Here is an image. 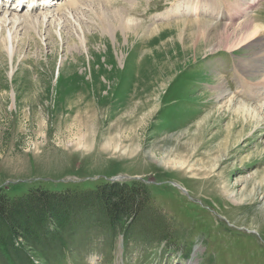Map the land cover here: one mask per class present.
<instances>
[{
    "label": "rangeland",
    "instance_id": "rangeland-1",
    "mask_svg": "<svg viewBox=\"0 0 264 264\" xmlns=\"http://www.w3.org/2000/svg\"><path fill=\"white\" fill-rule=\"evenodd\" d=\"M105 1L52 13L32 38L20 26L13 58L0 46V188L80 193L139 180L155 194V220L139 224L172 235L84 219L34 250L0 246V264H264V94L252 97L264 67L248 70L261 64L264 40L231 48L225 34L244 21L228 22L237 0H220L227 15L218 22L230 29L214 38L181 32L193 18L172 15L189 0ZM247 2L238 13L261 24L257 39L264 0ZM118 10L133 24L118 19L104 31Z\"/></svg>",
    "mask_w": 264,
    "mask_h": 264
},
{
    "label": "trees",
    "instance_id": "trees-1",
    "mask_svg": "<svg viewBox=\"0 0 264 264\" xmlns=\"http://www.w3.org/2000/svg\"><path fill=\"white\" fill-rule=\"evenodd\" d=\"M18 191L8 194L0 188V246L10 250L25 247L34 250L32 246H39L42 237L56 239L59 230H79L76 225L84 219L99 218L104 224L122 230L137 225L138 234L158 231L166 240L167 234L172 235L165 224L160 227L154 223L150 227L155 216L147 205L155 194L139 180L111 181L92 192L50 191L41 186L22 195ZM142 220L151 224L145 227L139 224Z\"/></svg>",
    "mask_w": 264,
    "mask_h": 264
},
{
    "label": "bare ground",
    "instance_id": "bare-ground-1",
    "mask_svg": "<svg viewBox=\"0 0 264 264\" xmlns=\"http://www.w3.org/2000/svg\"><path fill=\"white\" fill-rule=\"evenodd\" d=\"M82 1L83 0H69L65 5H62L63 4L62 3L61 4L62 6H59V8H57L54 11L49 10V11H46L45 13H41L42 21H39L38 18L36 17V15L33 14V13H35L34 11L31 13L26 12L23 14L24 11L18 12L16 10V8L13 7L12 5L9 6L8 8H6L3 5L0 6V16L4 14V16H3L4 18H3L2 22H0L3 24L0 26V33H1L0 35L2 36V38H0V46L2 49L1 51H5L9 55V57L13 58L15 53L12 50V48L14 47L15 43L17 42L18 31L21 29L20 26H22V27L26 26L25 27V28H27L26 33L28 36H30L32 38L33 35H30V33L32 31L35 32L40 28H44L45 25L47 24L46 19L50 18L49 16L52 15V13L57 12L58 15H60V14L62 15L63 13H65L64 11H66V14H68L67 11L74 10V8H81L83 5H80V2H82ZM241 1L242 0H237L236 3L230 5V7H229L230 11L228 14H229L230 18H228V22L231 18H233L234 21L238 17H241V19H244V21L240 22V24L232 31L233 34H231V35L225 34L226 31L228 29H230L229 28L230 26L223 27L222 24H219L220 21L225 19V15H227L225 13L226 6H224V8L221 9V6L219 4L220 0H193V1L189 0L186 3H180L179 2L175 5L176 7H175V10H174L172 16H174V14H175L176 16H181V18H182L184 16L190 15L191 18H193V19H188V20L182 21L183 23L179 27L182 33H184V32L186 33L188 31H190L193 34V36H196V35L200 36L201 35L202 38L204 36L214 38L218 34H222V35L225 34V36L229 39L234 38V40L232 41V42H234V44L232 45L231 48L236 47L235 50L239 49L241 47H244V46L246 47V45H249V44L251 47L256 46V45L260 44L261 41L264 40V32H262L261 35L259 36V38L256 39V36L258 34H260V32H261V29H262L261 24L259 25L255 21L254 22L249 21L248 18H250V16H251V14L249 12H245V14H243V13L239 14L238 13V7L240 8ZM260 1L261 0H248V2L246 4L250 5V7H252V6L258 5ZM109 2L116 3L117 0H106L104 3H109ZM191 2H193V3L190 4ZM243 7H245V6H243ZM247 7H248V9L250 8L249 6H247ZM81 10H83V9H81ZM121 11L118 10V12H116L117 15L115 16V19H112V21L109 20V21H111L110 24H108L107 22H104L106 20V19H104V21H102L100 23V24H102L101 28L107 27L108 29H105L104 31L111 32V30H109V27L113 28L114 25L117 24V22H119L118 19L124 21L125 22L124 25L133 24V19H126V17L123 14L124 12L122 13ZM231 14H233V15L235 14L236 16L232 17L233 15L231 16ZM206 17L210 20H205ZM213 20H216L215 21L216 23L212 24L211 22H213ZM7 23H9V24L7 25ZM53 24H55V22H52L51 25H53ZM188 25H190V26H188ZM9 27H11V28H9ZM6 28H8V29H6ZM51 34H53V33H51ZM12 35L16 36L15 39L12 38ZM222 35H219L218 37H220V36L222 37ZM31 38H29V39L31 40ZM261 38L263 40H261ZM217 43H218V46H222V44H223L222 40H219V39H218ZM213 47H215V45H213ZM259 61L261 64H252L251 66H248L249 72L251 71L253 74L254 73H261V70H259V68L264 67V56L258 57V60H256V63ZM257 75H258V77H256V78L259 79L260 75L259 74H257ZM254 80H255V77H254ZM262 83L264 84V81H262ZM256 85H259V83L258 84L256 83ZM248 87H249V89H251L249 84L247 87H245V89L248 90ZM263 87H264V85H262V87L255 88L256 91L253 93V95L251 94L255 100H258L259 98H261L262 94H264L263 93ZM248 93L249 92L247 91L245 93V95L243 96V98L248 99V95H249ZM238 94L240 95V93H238ZM148 105L152 106L153 103L145 102L144 106H148ZM136 108L139 109V105ZM245 108H246V112H248L249 105L243 106V108H242L243 110H235L234 111V114H235L236 120H237V121H235L234 126L238 125L239 122L242 121V119H243L242 114L245 111ZM254 122H255V120H254ZM256 122L260 123V124L263 122L262 125H264V118L263 119L259 118L258 121H256ZM244 124L245 123H243L242 125H244ZM234 126L232 125V127H229V133L230 134L232 133V135L235 132Z\"/></svg>",
    "mask_w": 264,
    "mask_h": 264
},
{
    "label": "water",
    "instance_id": "water-1",
    "mask_svg": "<svg viewBox=\"0 0 264 264\" xmlns=\"http://www.w3.org/2000/svg\"><path fill=\"white\" fill-rule=\"evenodd\" d=\"M118 178L114 179V180H117Z\"/></svg>",
    "mask_w": 264,
    "mask_h": 264
}]
</instances>
